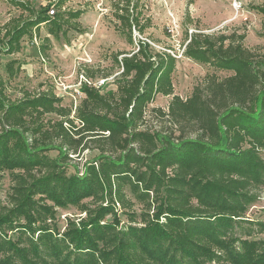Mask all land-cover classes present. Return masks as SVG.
I'll use <instances>...</instances> for the list:
<instances>
[{"label": "trees", "instance_id": "trees-1", "mask_svg": "<svg viewBox=\"0 0 264 264\" xmlns=\"http://www.w3.org/2000/svg\"><path fill=\"white\" fill-rule=\"evenodd\" d=\"M11 2L27 17L0 27V56L20 52L22 39L41 26L56 40L66 36L82 13L60 12L63 0L52 4V16L51 4L36 11ZM139 4L111 5L119 35L129 45L134 32L140 36L132 50L113 56L121 70L116 91L101 94L83 82L84 98L73 110L52 88L12 99L0 75V171L13 182L8 205L0 206V251L7 253L0 264H205L221 256L230 264H264V221L246 217L264 193V71L244 34L185 30L183 56L231 75L207 74L182 100L173 95L176 59L142 38L150 24ZM15 63L5 64L8 80ZM84 73L94 79L90 69ZM157 95H172L168 113L158 112L175 130L147 128L145 110ZM86 149L97 156L81 176L66 175L69 155ZM127 194L143 207L141 225L132 224L137 214ZM87 198L97 207L86 206L87 218L69 223L60 241L46 227L28 237L29 250L7 240L13 222L26 226L40 221L35 214ZM116 205L129 224L120 227Z\"/></svg>", "mask_w": 264, "mask_h": 264}, {"label": "rangeland", "instance_id": "rangeland-1", "mask_svg": "<svg viewBox=\"0 0 264 264\" xmlns=\"http://www.w3.org/2000/svg\"><path fill=\"white\" fill-rule=\"evenodd\" d=\"M11 1L20 2L34 10L43 9L55 0H0V27L13 19L26 18L27 14ZM59 1V0H56ZM115 0H63L60 12L81 11L76 21H72L71 28L66 36L56 40L48 36L45 26H41L38 35L31 39L24 37L21 41L20 52L12 55L0 56V75L7 80V95L18 98L22 90L39 92L52 88L61 104L75 109L84 98L80 88L83 82L97 88L101 94L116 91L114 84L121 72L113 63V56L119 52L130 51L140 36L133 33L134 45L127 41L115 30L117 24L113 17L112 3ZM139 6L143 9V16L147 18L150 27L145 30L142 38L148 40L156 51H166L176 59L175 70L172 73L173 95L182 100L188 98L195 86L201 84L207 74H215L223 79L231 72L219 71L209 66L197 63L183 56L184 46L182 38L184 31L195 32L196 29L204 33L222 32L244 34V46L254 55L257 66L264 71V0H140ZM58 11L56 10V13ZM75 28V29H74ZM49 38V43L44 42ZM47 48L45 51H40ZM14 60V69L17 74L8 80L5 64ZM90 69L94 79H85L84 72ZM107 76V77H106ZM86 80V81H85ZM170 96L157 95L145 110L146 126L152 131L175 130L168 123V117L160 116L158 110L168 113ZM74 113H71V117ZM46 119H56L54 115H46ZM78 124L77 122H75ZM93 147V144H89ZM50 158H56L57 152L48 153ZM97 156L95 149H86L75 155H69L64 163L66 175L81 176L85 165ZM264 159V150L260 151ZM12 175L7 171H0V206L8 205V195L11 192ZM260 191V190H258ZM132 203V210L136 212L137 223L141 225L142 205L127 194ZM45 204L52 205L46 201ZM86 206L95 209L91 199H84L77 205H68L64 208H55L53 214L41 212L34 216L40 221L30 224L20 220L13 222L11 231H7L6 238L18 247L29 250V238L38 236L39 229L46 227L50 232L62 238L69 223L78 225L87 218ZM119 225L129 224L126 213L116 205ZM246 217L254 221H264V193L259 192L258 201L252 204ZM112 216H106L104 221L110 222ZM18 224L24 225V230L16 229ZM7 230V229H6ZM2 250V247H0ZM7 253L0 251V260L5 259ZM30 257L32 252L29 251ZM205 264H230L223 256L214 258Z\"/></svg>", "mask_w": 264, "mask_h": 264}, {"label": "built area", "instance_id": "built-area-1", "mask_svg": "<svg viewBox=\"0 0 264 264\" xmlns=\"http://www.w3.org/2000/svg\"><path fill=\"white\" fill-rule=\"evenodd\" d=\"M56 1V0H55ZM55 1H53V2H51L50 4H51V7H50V9H49V11H48V14L50 15V16H52V15H54V12H55V10H54V8H53V6H52V4H54V2ZM86 81V80H85ZM87 82V81H86ZM88 83V82H87Z\"/></svg>", "mask_w": 264, "mask_h": 264}]
</instances>
